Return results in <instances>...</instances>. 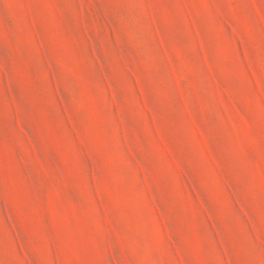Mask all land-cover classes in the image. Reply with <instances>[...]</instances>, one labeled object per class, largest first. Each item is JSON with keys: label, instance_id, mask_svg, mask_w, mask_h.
I'll return each mask as SVG.
<instances>
[{"label": "rangeland", "instance_id": "1", "mask_svg": "<svg viewBox=\"0 0 264 264\" xmlns=\"http://www.w3.org/2000/svg\"><path fill=\"white\" fill-rule=\"evenodd\" d=\"M0 264H264V0H0Z\"/></svg>", "mask_w": 264, "mask_h": 264}]
</instances>
